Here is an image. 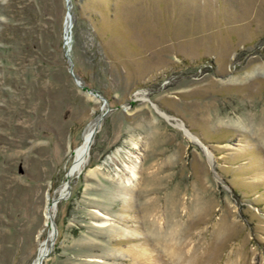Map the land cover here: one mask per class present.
Wrapping results in <instances>:
<instances>
[{"label": "rangeland", "instance_id": "rangeland-1", "mask_svg": "<svg viewBox=\"0 0 264 264\" xmlns=\"http://www.w3.org/2000/svg\"><path fill=\"white\" fill-rule=\"evenodd\" d=\"M0 264H264V0H0Z\"/></svg>", "mask_w": 264, "mask_h": 264}, {"label": "bare ground", "instance_id": "bare-ground-1", "mask_svg": "<svg viewBox=\"0 0 264 264\" xmlns=\"http://www.w3.org/2000/svg\"><path fill=\"white\" fill-rule=\"evenodd\" d=\"M166 117H170L169 115L165 114ZM96 123H91L85 130V142L83 144V146L79 149V152H78V160H77V164H76V167L77 166H80L82 163H84L86 161V153L88 152V149L91 145V142H92V133H93V130H94V127H95ZM180 126L183 127V124L182 123H179ZM186 129V128H185ZM188 131V130H187ZM73 165V164H72ZM72 167V166H71ZM71 169L69 170V173H70ZM133 175L135 176V173L133 172ZM130 180V179H128ZM170 233H174V232H170ZM173 235V234H172ZM170 236V234H169ZM172 240V239H171ZM190 239L189 238H184L182 240V242L180 243V248L181 249H184L188 243H189ZM200 242V241H199ZM201 243V242H200ZM198 245V243H195L194 246L196 247ZM214 247L212 248H209L207 252H204L203 256H201V260L204 261V262H207L209 261L208 258H212L214 257V255L216 254V248H217V245H215L213 243ZM197 255V254H196ZM194 261L196 260H199V258H194L193 259Z\"/></svg>", "mask_w": 264, "mask_h": 264}]
</instances>
